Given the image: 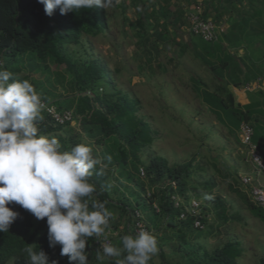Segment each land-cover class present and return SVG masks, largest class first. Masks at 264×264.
I'll use <instances>...</instances> for the list:
<instances>
[{
  "label": "trees",
  "instance_id": "trees-1",
  "mask_svg": "<svg viewBox=\"0 0 264 264\" xmlns=\"http://www.w3.org/2000/svg\"><path fill=\"white\" fill-rule=\"evenodd\" d=\"M189 1L191 4L195 3L194 0ZM223 1L227 4L240 2ZM139 6L141 15L145 14L147 20H152L146 26L156 30L154 36L157 40L152 43V49H146L147 27L141 17L134 25L146 57L144 64H149L158 55L160 41L166 40L178 45L174 38L168 37V28L176 30L188 27V22L185 19V10L176 6L173 0H140ZM120 9L125 18V8ZM202 18L209 19L208 12H202ZM212 21L215 25L219 23L217 18ZM106 29V11L102 8L81 9L65 15H61L57 9L49 17L38 0H0L1 66L12 72L16 79L29 80L41 95L42 101L54 106L57 111H72L73 121L92 141L93 146L90 147L93 156L100 158L105 166L102 175H96L100 166L93 170L90 182L97 189L93 199L105 202L112 213L110 223L114 230L116 225L112 223V219L116 211L126 216L130 229L131 214L140 211L144 218L151 214L162 219L165 229L177 221L180 225L176 231L180 237L186 239L188 236L185 230L194 229L193 224L190 219H179L180 209L175 207L172 197H178L185 203L200 198L191 182L196 168L195 157L185 164L170 165L165 158L151 156L144 163L142 152L153 144L157 134L140 117V100L115 86L107 66L98 57L77 55L70 50L79 47L84 37L96 38L104 34ZM158 29H162L163 33L158 32ZM243 37L242 32H232L223 34L216 42L207 43L194 36V39L201 42H195L194 57L216 80L213 90L204 87L201 90L196 88V91L203 105L236 140L242 123L252 127V142L258 146L264 160V143L259 130L252 124L256 107L253 104L235 107L232 92V88L240 89L256 77H262L260 71L251 78L246 76L241 79L238 75L241 73L239 64L227 50L240 47ZM49 65L53 66L54 72ZM41 78L45 80L46 86L41 80L35 82V79ZM196 83L200 84V81ZM58 87L64 92L56 93ZM42 115L44 119L37 125L40 133L49 137L55 136L63 151L81 143L70 124L56 126L45 111H42ZM109 157L110 160L107 159ZM140 170L144 171V177H140ZM233 175H230V179L236 187L230 184V189L244 202L252 216L264 223V210L256 207L246 192L240 191L235 179L237 172ZM113 179L124 188L127 196L112 186ZM204 187L211 190L214 185L205 184ZM244 188L248 191L250 189L249 186ZM8 207L19 215L8 232L0 233V264H6L10 259L13 264H28L25 249L29 246L36 251H44L50 262L54 260L57 264H69L66 256H60L59 245L49 247L46 218L37 220L15 203ZM145 208L148 211L143 213ZM204 209L202 208V213L206 215ZM214 210L221 223L226 224L227 209L221 200L215 201ZM148 221L154 225L156 218H149ZM203 224L206 226V216ZM94 241L90 237L86 245L88 264H106ZM160 251L162 263L167 264L163 259V251ZM183 253L187 254L186 251ZM197 254L199 260L189 264H237L243 249L240 242L230 241L211 253L199 247ZM112 261L109 264H113ZM257 264H264V257Z\"/></svg>",
  "mask_w": 264,
  "mask_h": 264
},
{
  "label": "rangeland",
  "instance_id": "rangeland-1",
  "mask_svg": "<svg viewBox=\"0 0 264 264\" xmlns=\"http://www.w3.org/2000/svg\"><path fill=\"white\" fill-rule=\"evenodd\" d=\"M173 2L185 12L192 8L189 0ZM139 4L140 0H119L114 7L105 10L107 29L104 34L96 38L84 37L79 47L70 50L75 51L77 55L98 57L107 66L115 86L140 100L142 107L139 115L157 134L153 144L142 152L144 163H147L151 156L165 158L170 165L185 164L195 157L196 168L191 182L195 186V193L200 196L198 201L202 208H205V230L201 232L192 228L185 230L188 237L184 239L176 231L180 225L177 221L165 229L162 219L149 214L144 219L153 233L155 232L158 243V253L149 264H163L158 256L160 250L163 251V259L167 264L193 263L199 260L197 254L199 247L211 253L230 241L240 242L243 249L237 264H257L259 259L264 257V223L252 216L229 185L234 186L230 175L234 176L233 173L237 172L235 179L240 191L247 192L240 183L241 177L249 178L250 184L260 186L264 190V174L254 173L248 152L239 142V134L237 140L230 135L197 96L196 88L201 90L205 87L213 90L216 80L212 73L195 59L193 54L195 42H201L194 39L188 27L176 30L168 28V37L174 38L178 45L166 40L160 41L157 57H153L149 64H144L146 57L137 37V29L134 27L136 20L141 17L147 27L146 49H152V43L157 38L154 36L156 32L154 27L146 26L147 22L152 23V20H147L145 14L141 15ZM121 7L125 8V18L121 13ZM158 32L163 33L162 29H158ZM258 39L264 42V35ZM223 46L226 47L224 43ZM232 51L237 50L234 48ZM238 55L239 53L232 57L239 64L240 71L245 72L242 65H246V62L239 59ZM49 67L52 72L55 71L52 65ZM238 75L245 78L241 73ZM35 80L37 83L41 80L40 82L46 86L42 78ZM196 81H200V84ZM55 92L59 94L64 91L58 87ZM235 92L237 107L242 103L237 101ZM70 126L81 143L93 146L92 141L75 122ZM262 175L260 180L259 176ZM205 184L214 187L208 190L204 187ZM112 186L127 196V192L115 179L112 180ZM189 194L193 197L192 192ZM217 199L221 200L227 209L228 222L224 225L216 217L214 210ZM144 211L148 210L145 208L142 212ZM149 218H156L154 225L148 221ZM126 221V216L116 211L112 219V223L116 225L115 231H123ZM184 251L187 254H184ZM101 258L106 264L113 259L112 262L115 264L117 259L123 257ZM6 264H13L12 259Z\"/></svg>",
  "mask_w": 264,
  "mask_h": 264
},
{
  "label": "clouds",
  "instance_id": "clouds-1",
  "mask_svg": "<svg viewBox=\"0 0 264 264\" xmlns=\"http://www.w3.org/2000/svg\"><path fill=\"white\" fill-rule=\"evenodd\" d=\"M47 16L81 9L114 7L119 0H38ZM11 81V82H10ZM44 103L29 80H18L0 66V233L9 231L18 212L15 203L37 220H45L50 248L60 246L69 264H88V239L104 235L112 213L106 203L93 199V170L102 175L104 165L84 143L63 151L55 137L40 133ZM110 160V157L107 158ZM122 247L107 244L103 254L121 257L115 264H149L158 253L155 235L141 230L121 237ZM28 264H57L47 254L29 246Z\"/></svg>",
  "mask_w": 264,
  "mask_h": 264
},
{
  "label": "crops",
  "instance_id": "crops-1",
  "mask_svg": "<svg viewBox=\"0 0 264 264\" xmlns=\"http://www.w3.org/2000/svg\"><path fill=\"white\" fill-rule=\"evenodd\" d=\"M193 2L195 3L192 4V7L198 6L202 12H208L210 20H214V18L219 20L216 26L220 29V36L232 32L236 34L242 32L245 45L236 48L237 51H232V49L227 51L230 52L231 56H236L239 53L238 58L246 62V65L240 64L246 70L241 72L244 77L249 76L251 78L257 71H260L262 77H256V79H264V42L258 39L264 35V0H240V2H230L229 4L223 0H194ZM252 81L254 80L250 82ZM234 91H236L237 101L241 102L242 105L253 104L256 107L254 108L252 124L259 130L262 143H264V91L248 93L243 88H232L233 94ZM234 98L236 100L235 95ZM262 177L263 175L259 176V179L261 180ZM163 223L165 222L163 221ZM124 235H132L127 221L123 231H115L113 246L122 245L121 237ZM116 237L119 238L116 239ZM158 256L162 258L161 251Z\"/></svg>",
  "mask_w": 264,
  "mask_h": 264
},
{
  "label": "built area",
  "instance_id": "built-area-1",
  "mask_svg": "<svg viewBox=\"0 0 264 264\" xmlns=\"http://www.w3.org/2000/svg\"><path fill=\"white\" fill-rule=\"evenodd\" d=\"M185 19L188 22L189 32L196 37L201 38L204 42L211 43L216 42L220 35V29L216 26L212 20H204L202 18V11L198 6H193L191 10L185 13ZM2 62L0 60V66ZM243 90L248 93H253L257 91H264V79L257 78L256 80L245 84ZM44 109L48 116L51 118L52 122L56 126H65L67 124L74 123L72 111H62L59 112L52 105L44 102ZM239 140L244 146L249 155L250 163L254 168V173L264 174V160L261 158L258 146L252 142L253 129L247 123H242L239 127ZM140 177H144V171H139ZM241 185L243 187L249 186V191L246 190L251 202L258 208L264 210V190L260 186H253L250 184V179L247 177H241ZM172 201L175 203V207L180 209L179 219L187 220L190 219L195 230L201 231L205 229L203 220L205 215L202 213V205L198 200L191 199L188 203L178 197H172ZM149 230L153 233V230L148 227L142 214L135 211L131 214V232L135 236L141 230ZM115 235V230L111 226L109 221V226L105 229L104 235L100 237H94V245L97 246L104 257L103 247L107 244L113 245V238Z\"/></svg>",
  "mask_w": 264,
  "mask_h": 264
}]
</instances>
